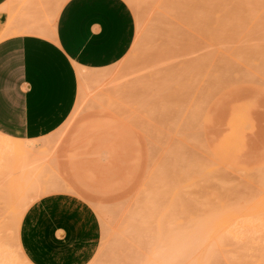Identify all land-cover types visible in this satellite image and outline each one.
Segmentation results:
<instances>
[{"label":"rangeland","instance_id":"rangeland-1","mask_svg":"<svg viewBox=\"0 0 264 264\" xmlns=\"http://www.w3.org/2000/svg\"><path fill=\"white\" fill-rule=\"evenodd\" d=\"M25 1H18L15 14L22 9L19 13L23 12L27 19L30 17V20H34L35 12L39 16L36 17L41 18L42 15L38 13L44 12L41 9L40 12L34 11L33 6L37 2L30 5L31 0ZM41 1L47 0H40V3ZM58 1L55 0L54 3L53 0L52 4L60 7L61 2H67ZM21 3L23 4L19 6ZM25 3H28V8L32 7L30 12L33 11V14H28L29 9L25 7ZM47 3L38 5L44 6L43 9L47 12ZM130 7L135 16L136 36L131 50L123 58L127 77L124 78L119 72L120 66L124 65L121 60L119 64L111 66L113 70L118 69L117 73L121 75L114 73L117 74L114 77L111 74L110 80L106 81L110 82L113 91L121 83L124 85V79H128V82L125 81L126 91L115 89L118 93L113 96L109 92L113 98L109 96L107 90L110 91V88L104 87L109 67L106 70L98 69L108 73L104 78L102 75L98 76L99 72L94 69L82 72V79L81 72L78 73L79 92L81 96L84 95L82 102L85 103L76 106L79 104L77 101L74 109L79 113L72 112L74 117L72 118L71 113L70 120L67 119L71 127H67L66 121L61 126L62 129L60 127L50 136L39 138L41 141L35 139L38 147L35 144L33 153H36L34 155L31 150L29 163L27 161L24 164L27 167L28 163L31 169L21 166L20 169L13 170L12 166L9 170L5 169L10 174L5 171L1 174L0 240L4 239L8 243L10 239L12 251L25 259L27 255L20 243V227L26 211L47 194L70 193L88 202L102 222V246L91 264H149L151 260L154 264L157 258L155 256H159L157 250L161 256V251L171 252L174 248L172 239L175 240V237L182 240L186 237L195 239L196 236L197 241H201L204 238V234L201 235L200 232L204 229L202 222L209 217L211 223L208 227L216 230L211 235L212 240L217 236L216 242L213 240L215 244L211 247L212 240H208L211 245H206L204 239L198 245L199 249L205 248H202L204 252L197 246L196 253L193 251L194 256L208 252L220 262L218 264L264 263V0H136L135 6ZM25 8L27 9L24 10ZM58 8L54 9L57 14ZM52 11V16L44 14L43 18L45 15L50 16V20L56 17V12L53 15ZM23 13L17 14L16 18H22L20 16ZM79 67L81 66L77 65V70ZM128 67L130 70L126 69ZM82 69L88 68L81 67V71ZM123 71L121 72L124 73ZM94 76L96 80L102 77L101 81H104H100L101 86L95 79L91 80ZM120 76L123 81L115 83L118 77L120 80ZM112 78H115L113 85ZM88 80L93 81L91 87H95L94 83L98 82V88L91 89L88 85L91 82H86V86L81 82ZM83 87H87V90ZM82 90L84 93L89 91L90 94L81 93ZM101 91H106L109 97ZM119 93L126 94V98L120 99L121 96H117ZM110 98L118 101L124 99L122 104L126 105L122 112L119 105H116L121 103L117 100L112 102ZM244 116L247 122L244 124L242 139L237 142L236 129ZM120 119L123 122L118 126L123 124V127L117 126L118 130L125 131L129 126L131 129L128 131L132 130L131 138L126 142L127 150L121 142L115 147V144H109L114 142H108L110 139H107L108 132L111 139L121 134L111 128ZM65 129L68 133H64L61 140L59 134ZM47 137L53 141V138L56 141L60 139V144L57 141L56 146V142ZM46 140L55 145L51 147ZM39 142L43 143L42 146ZM111 146L117 152L113 147L111 151ZM216 149L220 151V155ZM114 151L117 154L112 156ZM118 153L123 156L119 154L117 157ZM124 156L125 159H122ZM109 158L117 160L110 163ZM61 162L65 170L59 165ZM64 163H67V167ZM109 165L113 166L111 171H108ZM154 168L158 170L155 172ZM150 171L155 174V180H151L156 181L153 184L155 188L159 186L158 190L153 187L152 182V187H147L151 178ZM23 173L27 177V181L24 180L27 186L21 184L20 188L18 180ZM8 175H12L11 178ZM14 180L16 182L13 184ZM19 188L21 193L17 190ZM251 207L254 212L257 209L256 214L250 213ZM260 207L263 213L258 211ZM247 212L251 219L244 215H248ZM226 221L231 223V227ZM211 224L216 225L217 229ZM223 224L225 228H222ZM222 232L230 234V238L227 233ZM233 238L241 243L237 245ZM227 239L229 242L232 239V242L229 243ZM167 240L172 247L167 244ZM208 249L212 251L209 250V253L206 251ZM116 254L123 259H117ZM106 258L109 261L107 263ZM25 260L29 262L30 259L27 257Z\"/></svg>","mask_w":264,"mask_h":264},{"label":"crops","instance_id":"crops-1","mask_svg":"<svg viewBox=\"0 0 264 264\" xmlns=\"http://www.w3.org/2000/svg\"><path fill=\"white\" fill-rule=\"evenodd\" d=\"M16 9L15 1L0 0V36L18 27H9ZM41 20L45 33L0 38V126L5 127L0 132L15 138L39 139L57 131L78 100L77 65L113 66L129 53L136 36L126 0H68L51 21ZM102 241L99 215L70 193L35 201L20 227L21 246L34 264H91Z\"/></svg>","mask_w":264,"mask_h":264},{"label":"bare ground","instance_id":"bare-ground-1","mask_svg":"<svg viewBox=\"0 0 264 264\" xmlns=\"http://www.w3.org/2000/svg\"><path fill=\"white\" fill-rule=\"evenodd\" d=\"M17 1V0H16ZM15 1V2H16ZM19 1V3H20V1H22V0H18ZM18 1H17V3H18ZM27 1V0H26ZM25 1V2H26ZM52 1L53 0H47V1H45L46 3L47 2H50V3H47V5H48V7H45V9L47 10L48 9V11L46 12L43 8H44V6L42 7H39V5L41 4V5H43V4H45V2L44 1H41V3H40V0H36V1H34V0H31V4L30 5H35V2H37V8H36V6H33V7H35V10L34 11H38V12H40L41 10L44 12V14H46V13H48L49 12V10L50 11H52V13L55 11L54 9L57 7H59L58 5L56 6V4H54L55 3V0H54V5L52 4ZM62 0H59L58 2L60 3ZM64 1H68V0H64ZM63 1V2H64ZM127 1V3L129 4V5H131V6H135V4H136V0H129V2H128V0H126ZM160 1V0H159ZM24 2V1H23ZM33 2H34V4H33ZM38 3H39V5H38ZM43 3V4H42ZM132 3L134 4V5H132ZM23 3H21V4H19V6L20 5H22ZM26 4V3H25ZM52 4V5H51ZM63 4L64 3H60V7L57 9L58 10V12H59V10L61 9V7L63 6ZM148 4V3H147ZM141 5H142V3H141ZM165 5V4H164ZM27 6V8H28V3L25 5V7ZM56 6V7H55ZM170 6V5H169ZM22 8H23V6H21ZM39 7V8H38ZM49 7H50V9H49ZM52 7H54V8H52ZM27 8H25L24 10H26ZM32 8V7H31ZM31 8H28L29 10H28V14H33L34 12L32 11V12H30L31 10ZM138 8V7H137ZM161 8V7H160ZM15 9V8H14ZM19 9V8H18ZM34 9V8H33ZM37 9V10H36ZM41 9V10H40ZM19 10H21L22 11V9H19ZM19 10H18V13L17 14H19V15H21L23 12H21L20 11V13H19ZM183 11V10H182ZM15 12H17V11H12V13H11V17H10V21H9V27H12V26H15L16 24H18V27L17 26H15V27H13L14 29L13 30H8L5 34H3L2 36H0V38H3L4 36H7V35H9V34H14V33H17V32H24V31H34V30H36V31H39V32H41V33H45V30L43 29L44 28V26H39V23H41V22H43L42 23V25L44 24V22L45 21H42L41 19V21L39 22V16L38 15H35L36 14V12H35V14H34V17H35V19L34 20H30L29 18V20L24 16V13H23V16H20V17H25V19L23 18H20L19 20H18V18H16V15L17 14H15ZM27 12V11H26ZM37 12V13H38ZM46 12V13H45ZM56 12V11H55ZM55 12L53 13V15H55ZM148 13V12H147ZM27 13H26V15H28ZM40 16H41V18H43L44 17V14L43 13H38ZM49 14H50V12H49ZM218 14V13H217ZM51 15V14H50ZM56 15H57V12H56ZM30 16V15H29ZM36 16H38V17H36ZM52 16V15H51ZM28 17V16H27ZM33 17V15L31 16V18ZM46 17H48L47 15H45V20H50V18L48 17V19L46 18ZM44 19V18H43ZM51 21V20H50ZM50 23V22H49ZM141 23V22H140ZM140 27H142V26H140ZM154 34V33H153ZM165 37V36H164ZM135 39V38H134ZM169 42V41H168ZM216 43V42H215ZM146 46V45H145ZM130 48V47H129ZM196 48V47H195ZM157 49V48H156ZM133 50V49H132ZM232 52V51H231ZM133 53V52H132ZM135 53V52H134ZM166 54V53H165ZM207 54V53H206ZM156 57V56H155ZM216 57V56H215ZM183 58V57H182ZM149 59V58H148ZM124 59H122V61H123ZM143 60V59H142ZM182 60V59H181ZM149 61V60H148ZM183 61V60H182ZM170 62V61H169ZM177 62V61H176ZM117 64V63H116ZM118 64H119V62H118ZM123 64L124 65H121L120 66V68H119V70L117 69L116 70V68H115V70H113V68L111 67V69H110V67H109V69L107 68V72L109 73H107L106 71H99V70H104V69H94V70H97L96 72H99V75H98V73L97 74H95L96 75V78L98 77V76H101L102 75V77L104 78V75H106V76H108V77H105V82L104 83H106V81L108 80H110L109 78H110V75L112 74V75H114V73H117V71H119L122 75H123V77L125 78V77H127V75H125V74H127V72H126V70L123 68L124 66L126 67V65H125V63H124V61H123ZM149 64H151V63H149ZM154 64V63H153ZM132 65V64H131ZM168 65V64H167ZM113 66H115V65H113ZM166 66V65H165ZM165 66H163V68L165 67ZM82 67V66H81ZM81 67H79V69H80V71H79V69L77 70V72L78 73H80L81 72V79L83 78L82 77V72H84L85 73V71L86 72H88L87 70H89V69H86V70H84V69H82L83 71H81ZM132 67V66H131ZM158 67V66H157ZM83 68V67H82ZM122 68V69H121ZM150 68H151V66H150ZM153 68H154V66H153ZM126 69H129V67L128 68H126ZM91 70V69H90ZM89 70V71H90ZM106 70V69H105ZM124 70V71H123ZM130 70V69H129ZM152 70V69H151ZM115 71V72H114ZM121 71H123L124 73H122ZM143 71V70H142ZM141 71V72H142ZM153 71V70H152ZM209 71V70H208ZM92 72V71H91ZM91 72H89V74L91 73ZM100 72H102V73H106V74H101ZM166 72V71H165ZM164 72V73H165ZM93 73H94V71H93ZM119 73V74H120ZM152 73V72H151ZM154 73H155V71H154ZM88 74V73H87ZM108 74V75H107ZM118 74V73H117ZM117 74H115V75H117ZM118 74V75H119ZM120 74V75H121ZM142 74V73H141ZM153 74V73H152ZM161 74V73H160ZM167 74V73H166ZM237 74V73H236ZM91 75H93V74H91ZM98 75V76H97ZM112 75H111V77H112ZM115 75H114V77H115ZM130 75V74H129ZM149 75V74H148ZM87 76H89L90 77V75H87ZM147 76V75H146ZM236 76V75H235ZM102 77H101V79L99 80H96L95 79V76H94V78H91V80L93 79H95L96 81H98L99 83H100V81L102 80ZM122 77V78H123ZM242 77V76H241ZM263 77V76H262ZM117 78V77H116ZM123 78V79H124ZM142 78V77H141ZM144 78V77H143ZM88 79V78H87ZM148 79V78H147ZM112 80V82H111V85H113L114 83H113V80H115V78L113 79H111ZM120 80H121V76H120ZM119 80V77L117 78V80H115V83H117V84H119V83H121L123 80H121L120 81ZM134 80V79H133ZM132 80V81H133ZM143 80V79H142ZM79 81H80V78H79ZM95 81V82H96ZM104 81V80H103ZM103 81H101V83L103 82ZM117 81V82H116ZM120 81V82H119ZM125 81H127L128 82V79H124V85H123V83H121L122 85H119V88L117 89L116 87H118V86H116L114 89H113V91H111V88H110V82H108V83H106L105 85L106 86H104V87H109L110 88V91L109 90H107V92L109 93V92H112L113 93V96H114V94H116V93H118L116 90H121L122 92L123 91H126V89L124 90V88H125V83H127V82H125ZM159 81V80H158ZM81 82H83L82 84L83 85H85L86 86V84H88V83H86V82H89V80L88 81H81ZM91 82V83H90ZM89 83L90 84H88L89 86L92 84L93 85V81H90ZM98 82H96V83H98ZM137 82V81H136ZM154 82V81H153ZM86 83V84H85ZM96 83H94L95 85V87H97L96 86ZM101 83H100V86H101ZM113 83V84H112ZM82 84L80 85V86H82ZM116 84V85H117ZM132 84V83H131ZM148 84V83H147ZM98 85V84H97ZM149 85H150V83H149ZM99 86V87H100ZM115 86V85H114ZM226 86V85H225ZM88 87V86H87ZM87 87L86 88H84V90H87ZM91 87V86H90ZM93 87V86H92ZM91 87V89H97V88H95V87H93L92 88ZM103 87V86H102ZM101 87V88H102ZM103 87V88H104ZM113 87V86H112ZM121 88V89H120ZM128 88V87H127ZM82 89V88H81ZM81 89H80V91H81ZM116 89V90H115ZM89 91H91L90 89H88ZM114 90H115V92H114ZM89 91H86V92H89ZM121 91H120V93H121ZM85 92V93H86ZM102 92V91H101ZM106 91L105 92H102L104 95H106V97L108 98L109 96L110 97H112L111 95H112V93H109L110 95L109 96H107V93ZM81 93H84V91L82 90V92ZM84 93V94H85ZM100 93V92H99ZM102 93H100L101 95H103ZM119 93V95L117 94V96H121V98L120 99H122V98H126L125 96H126V94H120ZM128 93V92H127ZM79 94H80V92H79ZM87 94V93H86ZM89 94H90V92H89ZM129 94V93H128ZM94 95V94H93ZM5 96V95H4ZM80 97L78 98V99H81L80 101L79 100H77L78 102H79V104L78 105H76V106H79V105H82V104H84L83 102H82V100H83V97L82 96H84V95H82L81 96V94L79 95ZM1 97V96H0ZM7 97V96H6ZM13 97V96H12ZM8 98V97H7ZM14 98V97H13ZM85 98V97H84ZM101 98V97H100ZM105 98V96H103V99ZM113 98V97H112ZM133 98V97H132ZM6 99V98H5ZM9 99H11L10 97H9ZM97 99V98H96ZM103 99H102V101H103ZM111 99V98H110ZM119 99V98H118ZM2 100V99H1ZM7 100V99H6ZM88 100V99H87ZM111 100H113V99H111ZM117 99H115V100H113L112 102H114V101H116ZM118 101V100H117ZM116 101V102H117ZM123 101H124V99H123ZM122 100H119L118 102L119 103H121V104H118V103H116V105H119L118 107H120V111L122 112V109L124 108V106L126 105H123L122 104V102H123ZM132 101V100H131ZM12 102V101H11ZM19 102H21V101H19ZM77 102V103H78ZM104 102H105V100H104ZM112 102H109V103H111L112 104ZM1 103V102H0ZM18 103V102H17ZM81 103V104H80ZM12 104V103H11ZM16 104V103H15ZM106 104H108V101H107V103ZM115 104V103H114ZM128 104H130L129 102H128ZM76 106H75V109H76ZM111 106V105H110ZM135 106V105H134ZM168 105H166V107H167ZM247 106V105H246ZM12 107V106H11ZM101 107V106H100ZM112 107H114V105H112ZM117 106H116V108H118ZM83 108V107H82ZM125 108H127V107H125ZM74 109V111H73V113L74 112H76L77 110H75ZM77 109H78V107H77ZM134 109V108H133ZM78 110H80V108L78 109ZM91 110V109H90ZM116 110V109H115ZM164 110V109H163ZM235 110H237V109H235ZM239 110V109H238ZM237 110V111H238ZM243 110V109H242ZM241 110V111H242ZM243 111H245V110H243ZM119 112V111H118ZM238 112H240V111H238ZM73 113H72V118L74 117L73 116ZM77 113H79V111H77L76 112V114ZM123 113H124V111H123ZM237 113V112H236ZM75 114V115H76ZM119 114H121V113H119ZM127 114V113H126ZM125 114V115H126ZM131 114V113H130ZM158 114V113H157ZM239 113H237V115H238ZM240 115V114H239ZM122 116H124V115H122ZM121 116V117H122ZM242 116V115H241ZM71 117V116H70ZM121 117H119V118H121ZM233 117V116H232ZM247 117V116H246ZM236 119V118H235ZM238 119H239V117H238ZM69 120H70V118H69ZM138 120H140V119H138ZM144 120V119H143ZM246 120H247V118H246ZM245 120V116L244 117H242V119H241V123H240V125L238 126V128L236 129V128H234V129H236L237 130V132H236V135H235V141H237V142H239V141H241V139H242V136H243V134H242V132H243V128H244V124L247 122ZM234 121V120H233ZM246 121V122H245ZM70 122V121H69ZM68 121H67V124L69 123ZM113 122L115 123L116 121H114L113 120ZM123 122V120L122 119H120V121L117 123V124H114L111 128H114L115 130H117V131H119V132H117V133H121L119 136H117L116 138H109V132L107 133V136H108V142H114V143H109V144H115L114 146L116 147V144H118L119 142H121V145L122 146H124L125 145V147L124 148H126V142H128L129 140H130V138H131V133H132V130L131 131H128V129L130 128V126L125 130V131H123V130H121V129H119L118 130V128H121V126L123 127V124L119 127L118 125L119 124H121ZM231 122V121H230ZM238 122H239V120H238ZM67 124H65L66 126H67ZM127 124V123H126ZM239 123H237V125H238ZM64 125V127L66 128V126ZM231 125H233V124H231ZM3 126V125H2ZM2 126H0V127H2ZM71 127V125L70 124H68V126L67 127ZM118 126V128H116ZM127 125H125V127H126ZM4 127V126H3ZM23 127V126H22ZM237 127V126H236ZM5 128V127H4ZM61 129H62V127H61ZM69 129V128H68ZM131 129V128H130ZM129 129V130H130ZM6 130V129H5ZM12 130V129H11ZM121 130V131H120ZM153 130V129H152ZM10 132V131H9ZM21 132V131H20ZM22 133V132H21ZM57 133V132H56ZM59 133V132H58ZM64 133L65 134H67L68 133V131H66V129L65 130H63V132L61 133V134H59L61 137V140H62V137L64 136ZM148 133V132H147ZM153 133V132H152ZM112 134V133H111ZM110 134V135H111ZM51 135V134H50ZM50 135H48V136H50ZM229 135H231V134H229ZM112 136V135H111ZM52 137H54V134H53V136ZM234 137V136H233ZM48 138V137H47ZM172 138V137H171ZM180 138V137H179ZM186 138V137H185ZM226 138V137H225ZM46 138H44V140H45ZM49 140H51L50 138H48ZM54 139V141L53 140H51V141H53L55 144H57V141L58 140H60V139H58L57 141L55 140V138H53ZM64 139V138H63ZM20 140V141H19ZM39 140V139H38ZM35 141V139H17V138H15V137H12V136H9V135H6V134H4V133H1L0 132V176H2V177H0V179H2L3 178V175H1L2 174V172L3 171H5V173L7 172L6 170L9 168V167H12L13 166V168H11V169H13V170H17V169H20L21 168V166H24V164L26 165V162L28 161V163H29V160H28V158H29V153H30V151L32 150V153H33V149H34V146H35V144L37 145V143L38 142H34ZM39 141H41V140H39ZM229 141V140H228ZM46 142H47V140H46ZM60 141H58V143H59ZM230 142V141H229ZM40 143V145L42 146V144H41V142H39ZM47 143H49V142H47ZM53 143V144H54ZM226 143V142H225ZM50 145H51V142L49 143ZM54 144V145H55ZM60 144V143H59ZM45 145V144H44ZM54 145H51V147L52 146H54ZM220 145V144H219ZM228 146H229V144H227ZM56 146H58V144L56 145ZM107 146V145H106ZM122 146H120V147H122ZM224 146H226V145H224ZM37 147H38V145H37ZM45 147V146H44ZM43 147V149H45ZM108 147H109V145H108ZM113 146H111L110 148H112ZM115 147H113L115 150H116V148ZM117 147H118V145H117ZM233 147V146H232ZM53 148H55V147H53ZM107 148V147H106ZM113 148L112 149H110L111 151L113 150ZM123 148V147H122ZM130 148V147H129ZM39 149H40V147H39ZM49 149V147L47 146V150ZM108 149V148H107ZM119 150H121L120 148H118ZM128 149V146H127V148L125 149V150H127ZM173 149V148H172ZM238 149V148H237ZM216 150H218V149H216ZM228 150V149H227ZM236 150V149H235ZM46 151V150H45ZM44 151V152H45ZM57 151V150H56ZM111 151H110V153H111ZM161 151V150H160ZM41 152V151H40ZM44 152H42L43 154H44ZM106 152V151H105ZM116 152H117V150H116ZM115 151L112 153V156L114 155V154H117ZM120 152V151H119ZM217 152V151H216ZM35 153L36 152H34L33 154L35 155ZM73 153V152H72ZM217 153H219V155H220V151L218 150V152ZM38 154V153H37ZM119 154L120 153H118V156L117 157H119ZM33 155V156H34ZM46 156V155H45ZM50 156V155H49ZM48 156V157H49ZM74 156V155H73ZM115 156V155H114ZM120 156H123V154L121 155L120 154ZM223 156H225L224 154H223ZM51 157H52V155H51ZM56 157V156H55ZM33 158V157H32ZM36 160H37V157H34ZM42 158H44V157H42ZM46 159V158H45ZM55 159V158H54ZM109 159H111V158H109ZM114 158H112L111 159V161H110V163L111 162H114L115 160H117L116 158L113 160ZM122 159H125V156H124V158H122ZM44 160V159H43ZM43 160H41V161H43ZM15 162V163H14ZM72 161H70V165L71 164H73V163H71ZM75 162V165H76V161H74ZM27 163V167H28V164ZM31 163H33L34 164V162H31ZM58 163H59V160L57 161V165H58ZM153 163V162H152ZM15 164V165H14ZM33 164H31V165H33ZM55 164H56V162H55ZM63 164V162H61L59 165L61 166ZM65 164V167H67V163H64ZM155 164V163H154ZM30 165V166H31ZM72 166V165H71ZM70 166V167H71ZM74 166V165H73ZM106 167H107V165H105ZM116 166V165H115ZM158 166V165H157ZM20 167V168H19ZM25 167V166H24ZM27 167H25V168H27ZM79 167V166H78ZM106 167H105V169H106ZM109 167H110V165H109ZM113 166L111 165V167L108 169V171L112 168ZM25 168H23L24 169V171H25ZM29 168V167H28ZM27 168V169H28ZM33 168V167H32ZM61 168L62 169H64V165H62L61 166ZM61 168H58V169H61ZM73 168V167H72ZM71 168V169H72ZM6 169V170H5ZM10 169V170H11ZM29 169H31V168H29ZM62 169L61 170H59V171H61V172H63L62 171ZM78 169V168H77ZM155 169V168H154ZM9 170V169H8ZM13 170H11V171H13ZM65 170V169H64ZM76 170V169H75ZM158 169H155V172L157 171ZM160 170V169H159ZM19 172H21L20 170H18ZM29 171V170H28ZM107 171V172H108ZM111 171V170H110ZM32 172H33V170H32ZM153 172V171H152ZM154 172V173H155ZM10 174V172L8 171L6 174ZM18 173V172H17ZM60 173V172H59ZM67 173V172H66ZM160 173V172H159ZM237 173V172H236ZM62 174V173H61ZM13 175V174H12ZM12 175H10V176H12ZM16 175V174H15ZM22 175V177H20L19 179L20 180H18V185L20 186L21 184H23V185H26L27 186V184H24V182L25 181H27V177H26V175H24V173L23 174H21ZM150 175H152V176H150ZM155 175V174H154ZM152 173H151V171H150V174H149V181H148V185H147V187H152V185L151 184H153V182L155 183L156 181H153V180H155V179H153L154 176ZM157 175V174H156ZM9 176V175H8ZM9 176V177H10ZM30 176V175H29ZM68 176V175H67ZM157 177V176H156ZM155 177V178H156ZM11 178V177H10ZM9 178V179H10ZM69 178V177H68ZM23 179V180H22ZM151 179H153V180H151ZM25 180V181H24ZM144 180V179H143ZM184 180V179H183ZM6 181V180H5ZM12 181V180H11ZM3 182V181H2ZM16 181L14 180L13 181V184L15 183ZM152 182V183H151ZM27 183V182H26ZM29 183V182H28ZM79 183H81L80 181H79ZM151 183V184H150ZM8 184H10V182L8 183ZM156 184V183H155ZM16 185V184H15ZM14 185V186H15ZM18 185L16 186V188H18ZM22 185V186H23ZM11 186V185H10ZM26 186H23V187H25V188H27ZM12 187V186H11ZM153 187L155 188V186H154V184H153ZM157 187H159L158 185H157ZM155 188V189H157L158 190V188ZM13 188V187H12ZM20 188H21V186H20ZM17 189V190H19L20 191V193H21V189ZM48 188V187H47ZM151 188H149V190H150ZM153 189V188H152ZM47 190V189H46ZM156 190V191H157ZM18 191V192H19ZM24 191V190H23ZM70 191V190H69ZM153 191H154V189H153ZM176 191V190H175ZM25 192V191H24ZM47 192V191H46ZM185 192V191H184ZM17 193V192H16ZM148 193H149V191H148ZM175 193V192H174ZM18 194V193H17ZM26 194V193H25ZM19 195H21L22 197H20V198H23V195L22 194H19ZM19 195H16V196H19ZM48 195V194H47ZM262 197H264V196H262ZM25 198H28V197H24V199ZM23 199V200H24ZM151 199H152V197H151ZM150 199V200H151ZM260 199V198H259ZM23 200H20V202H22ZM154 200V199H153ZM173 200V199H172ZM27 201V200H26ZM29 201V200H28ZM262 201V200H261ZM4 202V201H3ZM30 202V201H29ZM29 202H27V203H29ZM257 202V201H256ZM259 202V201H258ZM23 204V203H22ZM30 204V203H29ZM28 204V205H29ZM256 204V203H255ZM18 205V204H17ZM26 205V204H25ZM223 205V204H222ZM251 205V204H250ZM264 205V204H263ZM263 205H261V206H263ZM15 206H16V204H15ZM258 206V205H257ZM260 206V205H259ZM250 207V206H249ZM264 207V206H263ZM262 207V208H263ZM25 208V207H24ZM255 208H257L256 207V205H255ZM251 211H250V213L251 214H256V211H257V209H254L255 210V212L254 211H252L253 209H252V207H251V209H250ZM261 210V207H260V209L258 210V211H260ZM213 211V210H212ZM215 211V210H214ZM263 211V210H262ZM220 212V211H219ZM245 212V211H244ZM254 212V213H253ZM261 212V211H260ZM248 213V212H247ZM258 213V212H257ZM261 213H263V212H261ZM15 214V213H14ZM216 214V213H215ZM234 214V213H233ZM241 215V214H240ZM244 215H246V216H249V213H248V215L245 213ZM258 215V214H257ZM234 216V218H235V215H233ZM251 216V215H250ZM249 216V217H250ZM246 218V217H245ZM254 218V217H253ZM207 219L208 218H205V220H204V222H202V223H204V229H203V231H200V232H202L201 233V235L202 234H204V235H202V236H204V238L202 239V236H200L201 237V241H200V239H199V242L197 241V237L195 236V234H194V236H195V239L193 238V239H191V237L190 238H187V240H186V238H183L182 240H181V238H176L175 237V240H173L172 239V241H174V242H172V243H174L173 245H174V248H172V251L171 252H169V253H167V252H165V253H167V254H165V253H163L161 250V253H162V256L160 255V253L158 252V250H157V254H159V256H155V257H157L156 259H155V262H154V264H218V263H220L218 260H216L215 258H214V255H211V254H207L208 252H206V253H202V254H198L199 256H194V254L196 253V247L198 246V245H200V243L205 239V244L206 245H208V243L211 245V243H212V246L211 247H214L213 246V244H215V240H216V237H215V242L212 240V231L214 230V229H212V228H209L208 227V225H209V223H211V222H209L210 221V217H209V219H208V221H207ZM249 219H251V217L249 218ZM229 220V219H228ZM201 221V220H200ZM212 221V220H211ZM216 221V220H215ZM234 221V220H233ZM225 222V221H224ZM227 223V225H229L230 227H231V223L230 222H228V221H226ZM10 223V222H9ZM212 223H214V221L212 222ZM193 224V223H192ZM225 224V225H226ZM11 225V224H10ZM219 225V224H218ZM233 225V224H232ZM192 226V225H191ZM202 226V225H201ZM200 226V227H201ZM211 226L212 227H214L215 229H217L215 226L216 225H212L211 224ZM7 227V226H6ZM188 227V226H187ZM199 227V226H198ZM197 227V228H198ZM224 227V224H223V226H222V228ZM226 227V226H225ZM224 227V228H225ZM228 227V226H227ZM229 227V228H230ZM235 227V226H234ZM210 229V231H211V233H208L207 231H209L208 229ZM229 228L227 229V230H229ZM199 229V228H198ZM200 229H202V228H200ZM212 229V230H211ZM231 229V228H230ZM233 229H235V228H233ZM220 230V229H219ZM218 230V231H219ZM236 230V229H235ZM196 231V230H195ZM214 231H216V230H214ZM217 231V232H218ZM236 231H238V230H236ZM236 231H235V233H236ZM198 232V231H197ZM229 232V231H228ZM8 233V232H7ZM161 233V232H160ZM177 233V232H176ZM199 233V232H198ZM197 233V234H198ZM209 235H208V234ZM223 233V232H222ZM225 233H227V232H224L223 234H225ZM234 233V232H233ZM1 234V233H0ZM9 234V233H8ZM7 234V235H8ZM180 234V233H179ZM193 234V233H192ZM196 234V235H197ZM214 234V233H213ZM238 234V233H237ZM241 233H239L238 235H240ZM188 235V234H187ZM207 235V237H205ZM215 235V234H214ZM217 235V234H216ZM227 235L229 236V238H230V234H228L227 233ZM233 234H231V237H233L232 236ZM163 236H164V234H163ZM172 236V235H171ZM179 236H181V235H179ZM198 236V235H197ZM210 236H211V238H210ZM189 237V236H188ZM214 237V236H213ZM235 237V236H234ZM197 238V239H196ZM208 238V239H207ZM226 238V237H225ZM237 238V237H236ZM241 238V237H240ZM239 238V239H240ZM0 239H2L1 237H0ZM189 239V240H188ZM191 239V240H190ZM207 239V240H206ZM4 240V239H3ZM2 240V241H3ZM10 240V239H9ZM9 240H8V243L6 242V241H1L0 240V264H32V261L31 260H29V262H27L25 259H27V257L25 258V259H23V258H21L19 255H17V254H15L13 251H12V249H11V247H12V244L10 245V243H9ZM177 240V242H175ZM185 240V241H184ZM193 240V241H192ZM208 240H212V242L210 243V241H208ZM231 241L229 242V239H227V241L229 242V243H231L232 242V239H230ZM169 240H167V242H168ZM170 241H171V239H170ZM206 241H208V242H206ZM222 241V240H221ZM224 241V240H223ZM227 241H226V243H227ZM12 242H14L13 240H12ZM166 242V243H167ZM218 242H220V241H218ZM225 242V241H224ZM233 242H237V241H235V238H233ZM239 242L241 243V241L239 240ZM239 242H237V245L239 244ZM222 243V242H221ZM221 243H219V244H221ZM226 243L224 244V245H226ZM161 244V243H160ZM167 244H169V242L167 243ZM218 244V245H219ZM247 244V243H246ZM171 245V243L169 244V246ZM235 245V244H234ZM244 245V244H243ZM14 246V245H13ZM167 247H169L168 245H166ZM217 246V245H216ZM222 246H223V244H222ZM164 247V246H163ZM166 247V248H167ZM171 247H172V245H171ZM171 247H170V249H171ZM202 247V245L200 246V248ZM247 247V246H246ZM250 247V246H249ZM254 247V246H253ZM14 248V247H13ZM202 248H204V247H202ZM201 248V249H202ZM209 248V247H208ZM169 249V248H168ZM198 249H199V246H198ZM201 249H199V250H201ZM205 249V248H204ZM204 249H202V252H204ZM207 249V248H206ZM244 249V248H243ZM254 249V248H253ZM198 250V251H199ZM212 251L211 249H208V250H206V251ZM214 250H215V248H214ZM242 250V249H241ZM244 250H246V249H244ZM250 250V249H249ZM155 251V250H154ZM193 251H195V253H193ZM210 251H209V253H210ZM19 252V251H18ZM201 252V251H200ZM20 253V252H19ZM161 256V259L160 260H157L158 259V257H160ZM262 259V258H261ZM235 260V259H234ZM152 261V260H151ZM151 261H150V263H151ZM263 262H264V259L262 260ZM253 262V261H252ZM149 263V264H150ZM251 263V262H250ZM255 263H256V261H255ZM152 264V263H151ZM262 264H264V263H262Z\"/></svg>","mask_w":264,"mask_h":264}]
</instances>
